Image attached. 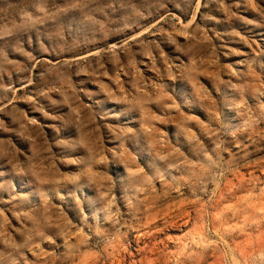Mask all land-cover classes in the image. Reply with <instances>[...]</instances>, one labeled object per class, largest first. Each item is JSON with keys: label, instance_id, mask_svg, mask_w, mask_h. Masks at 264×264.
<instances>
[{"label": "rangeland", "instance_id": "374dc122", "mask_svg": "<svg viewBox=\"0 0 264 264\" xmlns=\"http://www.w3.org/2000/svg\"><path fill=\"white\" fill-rule=\"evenodd\" d=\"M0 264H264V0H0Z\"/></svg>", "mask_w": 264, "mask_h": 264}]
</instances>
